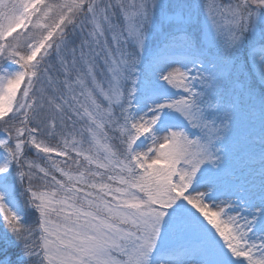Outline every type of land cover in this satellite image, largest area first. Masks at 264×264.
<instances>
[{
	"label": "snow or ice",
	"instance_id": "1",
	"mask_svg": "<svg viewBox=\"0 0 264 264\" xmlns=\"http://www.w3.org/2000/svg\"><path fill=\"white\" fill-rule=\"evenodd\" d=\"M95 2L0 0V264H264V0H112L138 46L161 6L190 55L159 75L180 95L150 117L95 107L79 74L63 104L34 92ZM122 38L96 40L116 102L137 63Z\"/></svg>",
	"mask_w": 264,
	"mask_h": 264
},
{
	"label": "rangeland",
	"instance_id": "2",
	"mask_svg": "<svg viewBox=\"0 0 264 264\" xmlns=\"http://www.w3.org/2000/svg\"><path fill=\"white\" fill-rule=\"evenodd\" d=\"M166 2L167 0H162V4ZM99 9L104 10L103 16L98 15L97 10ZM161 13V6L154 9L151 21L143 25V43L138 46L135 37L127 34L129 18L124 15L123 10L119 6H114L112 0H96L93 5V11L81 13L80 21L74 28H71L74 37L71 40L63 41L61 49L59 51L55 50L53 56L46 58L48 71L38 77V84L34 92L39 93L42 97H48L54 102L63 104L61 96L66 91V82L73 83L76 75L79 74L83 76L84 85L92 93V97L94 92L97 93L96 99L99 101L101 99L100 96L107 95L113 104L112 108L111 105L102 100L103 104L107 106L103 107L101 104V106H98L95 101V107L102 111L112 110L115 112L125 107L128 102L131 107V114L134 117L145 115L150 117L153 113L149 111V108L166 100L176 99L180 93L165 85L163 81H157V84H148L144 81L145 91L142 90L140 94L134 93L128 96L130 89L127 87L126 81L119 79L121 99L116 102L111 92V88L116 81L113 79V73L109 71V64L105 62V54L97 47L96 40L102 33L104 39L114 48L112 37L119 30L123 36L119 41L120 47L128 54L133 52L132 56H135L137 61H141L156 39L161 38L165 33L173 31L168 30L172 28L170 25L162 23ZM197 17L198 20L195 26L201 32L207 31L210 33L211 25L202 10L197 12ZM133 23H135V18ZM97 25H99V31H97ZM174 36L175 34H171L166 41H161L155 52L144 62L145 67L155 73L158 78L160 74L169 71L171 68L186 70L191 67L189 53L180 47L171 45L170 42ZM57 67H59V70H56ZM90 67L91 74H89ZM65 68H68L67 72ZM122 68L121 71L123 72ZM123 73L125 74V72ZM82 91L83 89H81ZM80 94L79 92L77 93V95ZM74 103L73 101L68 107H71ZM174 115L177 120H181L178 114ZM255 126L257 127V121ZM163 131L165 129L158 124L155 132L162 133ZM145 143H147L146 140ZM209 210L215 211V209L211 208ZM168 255L169 253L162 249L160 253L161 261L167 259Z\"/></svg>",
	"mask_w": 264,
	"mask_h": 264
},
{
	"label": "trees",
	"instance_id": "3",
	"mask_svg": "<svg viewBox=\"0 0 264 264\" xmlns=\"http://www.w3.org/2000/svg\"><path fill=\"white\" fill-rule=\"evenodd\" d=\"M81 15L82 14H79L76 17V22L67 29V31L65 33L64 41L71 40L74 37V34H73L71 28H74L77 25V23L80 21V16ZM193 28L195 29L197 37L199 38L201 31L195 25L193 26ZM172 32H175V30H173ZM167 34L168 33H165V35H163L164 40H167ZM55 50L56 49L54 48L50 52V55L48 57L53 56ZM155 50H156V47H149L148 52H147L146 55L151 54ZM139 64H141V67H136ZM123 67L124 68H122V70H123V72H125L123 80L126 81V85L130 89V92L133 89L135 90L134 91L135 93H137V92L140 93L143 90L142 83H140V84L137 83V81H138L137 78H139V77L147 79L150 83H155V81H157L159 79V78H157L155 76L154 73L149 72L148 69H146L145 66L142 63H140V62H137L135 65H133L131 69H129L126 65L123 66ZM56 70H59V67H57ZM100 98H101L100 100L106 101L113 108V104H112L110 98H108V97L106 98V96H104V95L102 97H100ZM100 100L99 101L97 99L95 100L97 102L98 106H101L100 105ZM255 103H256L257 108H259L261 106L262 101L260 99H257L255 101ZM126 105L129 107L128 103ZM243 105H244L245 108H247V101L246 100L243 101ZM259 126H260V123H259V121H257V128H259ZM3 230H4L3 229V224L0 223V232H3Z\"/></svg>",
	"mask_w": 264,
	"mask_h": 264
}]
</instances>
